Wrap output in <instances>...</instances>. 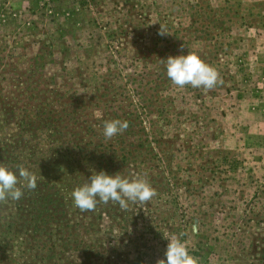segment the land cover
<instances>
[{
  "label": "rangeland",
  "instance_id": "374dc122",
  "mask_svg": "<svg viewBox=\"0 0 264 264\" xmlns=\"http://www.w3.org/2000/svg\"><path fill=\"white\" fill-rule=\"evenodd\" d=\"M188 50L223 83L174 86ZM0 153L38 177L0 202V264H156L165 237L198 264H264V0H0ZM91 169L157 195L82 212Z\"/></svg>",
  "mask_w": 264,
  "mask_h": 264
},
{
  "label": "clouds",
  "instance_id": "9594fccd",
  "mask_svg": "<svg viewBox=\"0 0 264 264\" xmlns=\"http://www.w3.org/2000/svg\"><path fill=\"white\" fill-rule=\"evenodd\" d=\"M164 36L169 34L161 25L158 32ZM184 45H181L183 49ZM166 74L172 84L180 89L185 86L192 88L213 89L223 81L218 70L206 63L195 51L187 54L169 55L166 59ZM101 118V113H97ZM128 127L126 121L113 119L105 121L103 135L111 139ZM37 175L28 168L18 166L16 171L0 164V202L18 201L24 195V190H34L37 187ZM157 195L156 189L143 177L125 178L119 174H108L104 170L91 169L88 181L76 186L70 193L73 206L82 212L94 211L98 203L107 204L110 201L127 210L129 202L146 204ZM168 240L164 257L156 260V264H198L185 243L178 237H165Z\"/></svg>",
  "mask_w": 264,
  "mask_h": 264
},
{
  "label": "trees",
  "instance_id": "16d2710c",
  "mask_svg": "<svg viewBox=\"0 0 264 264\" xmlns=\"http://www.w3.org/2000/svg\"><path fill=\"white\" fill-rule=\"evenodd\" d=\"M3 149V148H2ZM1 154V153H0ZM32 192V191H31ZM24 196H22V198H23ZM33 197V196H32ZM32 197H29V198H32ZM21 198V199H22ZM21 199H19V200H21ZM31 200V199H30ZM39 200H37V202H38ZM58 206V205H57ZM57 206L55 207V208H57ZM55 212H56V210L54 211V213H52L51 214V218L54 216V214H55ZM41 214V212H33L32 214H29L31 217H36V219H35V221H34V223H33V225H35V222H36V220H38L39 219V217H38V215H40ZM24 222H25V220H24ZM34 228V227H33ZM135 264H138V261L135 263ZM140 264V263H139Z\"/></svg>",
  "mask_w": 264,
  "mask_h": 264
}]
</instances>
